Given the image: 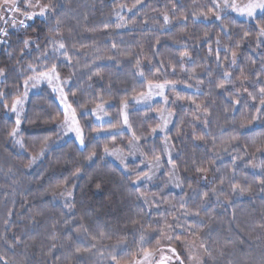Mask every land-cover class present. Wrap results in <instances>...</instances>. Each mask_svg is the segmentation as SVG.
Returning <instances> with one entry per match:
<instances>
[{
	"label": "trees",
	"instance_id": "1",
	"mask_svg": "<svg viewBox=\"0 0 264 264\" xmlns=\"http://www.w3.org/2000/svg\"><path fill=\"white\" fill-rule=\"evenodd\" d=\"M57 2V18L72 64L46 40L47 35H55L48 31L55 27L54 20L45 25L42 18H36L22 29L8 26L7 42L0 44V68L5 69L0 92L5 94L3 103L10 105L22 96L28 76L35 74L28 70L29 65L44 70L55 63L62 79L71 77L65 94L76 109L85 144L79 148L73 139L56 144L63 113L55 97L43 89L30 95L24 105L20 127L24 146L19 152L8 136L14 119L0 104V264H113V254L121 264H127L130 258H140L143 248H156L158 240L162 243L158 229L165 221L184 225L173 230L178 239L192 237L203 243V249L207 248L204 264H264V186L260 183L264 180V123L259 125V118L253 119L259 106L258 89L264 86V44L258 45L256 39V26L264 22V12L247 22L226 15L223 23L231 31L227 36L221 33L219 21L206 23L199 15L208 12L211 0H142L135 8L136 0ZM19 6L24 9L22 0ZM164 13L170 17L168 24ZM117 24L124 26L117 28ZM244 32L249 33L248 38L235 49ZM26 37L38 40L40 49L35 43L25 49L21 40ZM225 48L237 52L236 64L230 63ZM185 50L189 56L182 59L180 53ZM137 60L143 76L136 68ZM225 71L231 73L233 83H225L221 89L217 84L223 82ZM149 81H173L186 88L176 91L177 95L207 105L211 112L205 122L189 100H177L179 103L168 107L174 121L166 137L175 151L179 193L164 184L151 189L134 186L137 172H144L139 169L141 164H127L125 174L103 153L106 147L124 148L128 136L114 135L115 140L113 136L95 137L97 130L121 127V101L145 93ZM237 99L240 103L233 104ZM101 102L108 106L105 111L110 118L102 126L90 114H83ZM128 108L130 129L141 137L140 150L149 159L158 142L149 138L151 129L159 125L156 114L161 105L135 111L128 104ZM111 125L116 127L110 129ZM45 137L54 143H49L35 166L27 167ZM91 153H95L92 160L86 159ZM193 161L209 169L204 174L207 179L195 171ZM231 183L250 191L234 194ZM203 192L209 193L206 201L201 199ZM138 194L149 203L137 199ZM195 211L200 215H184ZM188 225L195 235L185 230Z\"/></svg>",
	"mask_w": 264,
	"mask_h": 264
},
{
	"label": "snow or ice",
	"instance_id": "2",
	"mask_svg": "<svg viewBox=\"0 0 264 264\" xmlns=\"http://www.w3.org/2000/svg\"><path fill=\"white\" fill-rule=\"evenodd\" d=\"M21 2V0H0V9L3 10V15H0V21H3L5 24L9 23V20L7 19V13L8 12H12L13 18L11 20V26L12 27H16L17 24H19V26L27 28L28 25L26 24V21H32L35 20L36 18H42V23L45 25L50 24L51 21L54 20L55 22V27H49L48 31L49 33H55V35H47L46 36V40L48 42V44L53 45V50L57 53H59L61 56H63L69 65L72 64V58L68 53V46L67 44L64 42L63 40V33L61 32L60 26H61V21L60 19L57 18V9L60 6L57 2V0H48L47 3H41L40 0H36L35 3H33V0H22V2L24 3L25 7L23 10H21L19 3ZM142 4V0H136V3L132 6L133 8H135L137 5ZM211 4H212V8H210L208 10V12H201L199 13V15L201 17H203V19L207 20L209 18V13H211L212 17L216 20L220 22L221 25V33H223L224 35L227 36H231V31L230 28L225 25L223 23L224 19L226 18L224 15H222V13L227 10V9H231L232 11H236L238 12L240 15L242 16H247L249 18H253L256 19V12L257 10L260 11H264V0H246V2H242V3H237L236 0H211ZM121 7H125L124 5H122ZM31 10V11H30ZM132 9H129V11H131ZM172 11H175V8L172 9ZM16 13H20V15H22L24 17L23 20H19L17 21L15 14ZM119 15V14H117ZM196 14H194L195 16ZM124 17H120V20H123ZM163 20L165 24H168L170 22V17L167 13L163 14ZM184 20H187V17H184ZM124 24H117L116 27H123ZM107 27V25H106ZM257 43L259 44H264V22H258L257 23ZM249 36L248 32H244L243 36L240 38V40H238L235 45L234 48L235 49H239L241 46V42L243 40H246ZM0 37H4L5 39H0V43H6L7 40L6 38L8 37V30L5 27H0ZM205 41L208 40V34H205ZM21 43L24 45V48L27 49L29 48L32 44L35 43L36 48L39 50L40 49V44L38 42V40H33V38L31 37H26V38H22ZM215 43L217 44V46L220 45L221 41L220 39L217 37ZM73 47H75V45H73ZM113 48L116 47L115 44L112 45ZM213 49L211 48V46H209V53H212ZM224 52L228 55H230L231 60L230 63L231 64H236L237 62V52L235 50H233V48H225ZM216 53V58H217V62H220V53H219V47H217V49L215 50ZM23 53H21L22 55ZM228 55H226L224 58L227 60L228 59ZM47 56H48V52L45 50L42 52V57L44 58V62L45 65L47 63ZM181 58H186L189 56V53L187 50L183 51L180 53ZM163 63V62H161ZM252 63L254 64L255 61H252ZM136 68L139 72V74L141 76L144 75L143 71H140V61L137 60L136 61ZM28 70L31 71L32 73H35V75H31L28 76V78L24 81L25 84V93L24 96L26 97L27 95V86L29 85V83L31 82V86L35 87L37 84H39L42 80H47V82L49 84H51L53 82V80L58 81L61 85H68L71 81V77H67V78H61L59 72L57 71V65L55 63H53L51 65V67H45L44 70H40L39 68L33 67L32 65L28 66ZM173 71H175V68H173ZM261 73H264V57H261ZM97 75H99V73H96ZM241 74L243 75V69H241ZM5 75V69L0 68V76H4ZM209 75H211V73H209ZM223 82L217 84L218 88L223 89L225 87V83H233L232 77H231V73L225 71L223 74ZM193 79H198L196 76L192 77ZM261 78L260 73H258L256 75V79L257 81H259ZM243 79H247V77H243ZM202 83V81H200ZM191 85H189L190 87ZM166 87H171V89L174 91L175 90V82L173 81H165L164 83H153L151 81L148 82V92L147 93H140V95L138 97H134L133 99L135 100L136 103H140V102H147L150 101L152 99V90L156 89V95L163 97L164 101L167 103L168 102V97L164 94V90ZM54 90H58L60 92V97H61V103L64 105V119L63 121H61L57 127L61 128L62 130H64L65 134H67L68 132H72L75 133V137L76 140L79 141L80 145L83 146L84 142H85V135L83 132V129L81 128L79 121L77 119V112L76 109L73 108L71 106V104L67 103V96L64 92V87H59L58 89H54ZM246 90V89H245ZM72 95H75V93H72ZM248 95L253 99L256 100L257 96L253 95L251 92L248 93ZM258 96H259V105L260 107L256 108V112H257V116L253 117V119H258L260 118V116L264 115V86L259 87L258 89ZM3 98H5V94L3 92H0V104H2V106L4 107V109H6L7 111L14 113L16 116L15 119V126L11 128V130L8 132V136L15 142L21 145V147H23V141L17 139V137L19 136V130H20V125L22 123V119H21V113L23 111V103L24 100L20 97L17 96L12 103L9 105L7 103H3ZM176 100H189L190 103L195 105V112L201 113L203 116V119L205 120V122H207V118L211 115V112L208 108L207 105H201L199 103H196L195 100L191 99L190 97H182L177 95ZM176 101H173V103H175ZM240 101L237 99L235 101H233V104H239ZM122 104V111H121V115L123 116V124L127 125L129 127V129L131 128V126L129 125V120H128V113L126 111V109L128 108V104L129 101L127 99H124L121 101ZM98 113H104V115H107L106 111H105V106L104 103H98L96 105L95 108L90 109L85 111L83 114L84 115H94L96 117L97 120H101L102 116L98 115ZM169 116L172 115L171 112L168 113ZM200 118V117H197ZM161 119L163 120V125H157L156 127H153L151 129V133H156L157 130L159 129V131H165V129L167 128V124L169 123L168 119H166L163 115H161ZM116 125H111V128H115ZM109 129V130H110ZM97 134H99V130H97ZM141 137L137 136L135 134V132H133V140H135L137 143L140 141ZM113 140H115V136H113ZM232 141L236 140V137H232L231 138ZM52 142L54 143V141L51 140V137H45L42 141H41V149L40 151L35 154L32 155L30 160H29V164L27 165V167H31L32 164H34L40 157H42L45 152L48 150V146L49 143ZM170 142L168 141L167 137L165 138V148H164V153L168 156V163L169 165H171L170 168V175L175 176V174L179 171L178 166L175 164V162L173 161L172 157H171V152H170ZM225 151H227V148L224 149ZM104 152L106 155H115L117 156V159L120 160L121 164L124 165V167L127 169V164L125 163V160L123 157H121L117 151H109V149L106 147L104 149ZM95 155V153H91L89 154L86 159L88 160H92L93 156ZM236 158L234 157V160ZM152 160L153 162H149V170L151 171L153 168L158 169L160 167V161H161V156L160 155H154ZM194 164V168L195 171L197 173L202 174V178L203 179H207V176L204 175L206 174L209 169L207 167H203V166H198L195 164V161H193ZM187 170V169H185ZM77 172H79V169H77ZM152 176L149 175L147 172H137L136 174V179L134 181H132V183L137 184L140 183L142 181H148L151 180ZM176 182H177V186L180 187V183H179V177L176 176ZM224 183V178L222 177L220 179V184L223 185ZM261 185L264 186V180L260 181ZM97 187L99 188V185H97ZM230 188H231V192L236 194H240L243 195L246 192L250 191V188L248 187H244L239 183H231L230 184ZM261 191H264V187L261 188ZM213 195L217 196V199H219V195H217L216 190L213 189ZM221 194H222V189H221ZM68 196H71V192H67ZM201 199L202 200H207L209 198V193L208 192H203L200 194ZM137 199H144V202L147 204L149 203V201L142 195V194H138L137 195ZM153 203H155V201H153ZM66 207L68 208H72L73 205L71 204H66ZM181 207H183V205H181ZM184 215H193V216H199L200 213L199 211H195V212H185ZM176 227H181L183 228L184 225H181L179 223L176 224H170L167 221H165L163 223V225L158 229L159 232V236L161 237V239L163 240H167L170 241L172 238L169 235V232L173 231L174 228ZM186 231H188L190 234L195 235L196 233L192 232V226L188 225L187 229H185ZM85 231H87V229H85ZM101 238L104 237V233H100ZM93 239H95V237H93ZM140 241L141 243L145 242V236L143 234H141L140 236ZM157 247L154 249H147V248H143L142 249V256L140 258H130V260L127 262V264H148L149 262V258L153 257L155 255V253L158 252H162L163 249L166 247L167 251L172 253L173 256L175 257V259L177 261H179V264H184V261L180 259L179 253H177V250L174 247H171V244H167V245H161L160 244V240L157 241ZM96 245L93 244L92 247L94 248ZM201 247H204L203 243L201 242ZM52 247H55V245L53 244ZM205 252H207V248H204ZM81 251V249H76L77 254H79ZM85 251H87V249H85ZM115 251V250H113ZM172 256L169 257H161V259L158 261V264H168V261L172 260ZM190 260L196 259V257L194 256H189ZM111 260L113 261V264H121L120 260L118 259L117 255H111Z\"/></svg>",
	"mask_w": 264,
	"mask_h": 264
},
{
	"label": "rangeland",
	"instance_id": "3",
	"mask_svg": "<svg viewBox=\"0 0 264 264\" xmlns=\"http://www.w3.org/2000/svg\"><path fill=\"white\" fill-rule=\"evenodd\" d=\"M237 3H242V2H246V0H236ZM34 3V1H33ZM212 8V7H211ZM31 11V10H30ZM264 11H260L257 10L256 12V17L259 16L261 13H263ZM0 15H3V10L0 9ZM13 13L12 12H8L7 13V19L9 20L8 24H5L3 21H0V27H5L8 28H24L19 26V24H17L16 27H12L11 26V20L13 18ZM222 15L226 16V15H232L235 19H239V20H244V21H252L253 18H249L247 16H242L240 15L238 12L236 11H232L231 9H227L225 10ZM15 17L17 19V21L19 20H23L24 17L22 15H20V13H16ZM39 18V17H38ZM204 22L206 23H213V22H218L216 21L211 13H209V18L207 20L202 19ZM30 21H26V24L28 25ZM0 39H5L4 37H0ZM2 44V43H0ZM35 75V74H32ZM4 77L0 76V84L2 83ZM176 85V84H175ZM64 87V92H65V88L66 85H61L58 81L53 80V82L51 84H49L47 82V80H42L39 84H37L35 87L31 86V82L29 83V85L27 86V95L26 97L24 96L25 93V84H23V94L22 96H20L23 100V111L21 113V119L23 117L24 114V105L26 103V101L28 100L27 98L32 95L33 93H38L43 89H47L53 97H55L59 108L62 110V113H64V105L61 103V97H60V92L58 90H54V89H58L59 87ZM148 87L145 93L148 92ZM181 90H186V88H184L183 86H178L176 85L175 90L173 91L171 89V87H166L164 90V94L168 97V102L166 103L163 99V97L156 95V89L152 90V99L150 101L147 102H140V103H136L134 99L129 101V105L132 106L133 110H144L147 108H151L153 106V104H160L161 108L159 110V112L156 114L158 120H159V125H163V120L161 119V115H163L166 119H168L169 123L167 124V128L165 129V131H159V129L157 130L156 133H152L151 137L149 138L150 140H155L157 139V146L155 148V155H160L161 156V161H160V167L158 169L153 168L151 171L149 170V162H153L152 157L145 158L143 155V152L140 150L139 147V142L137 143L135 140H133V133L131 131V129H129V127L127 125L123 124V116L121 115L120 112V118H121V127L118 129H115L114 131H102L99 134H95V137H102V136H114V135H126L128 136V141L126 142L124 148H119V147H114L113 149H110L109 151H117V153L124 158L125 163L129 164V163H136L139 162L141 165L139 167L140 170H143L144 172H147L149 175L152 176L151 180L148 181H142L140 183L134 184V186L139 187V186H145L146 189H151V187H157L160 186L162 184L166 185V188L168 190H170L173 193H179L181 191V186L178 187L177 186V182H176V176L179 177V173L177 172L175 174V176L170 175V168L171 165H169L168 163V156L164 153V148H165V138H166V134H168L171 130V126L173 124L174 121V115L172 113L171 116L168 115V113L170 112L168 110V107L170 106V104H174L173 101H176L175 103H179L176 100L177 97V92L176 91H181ZM67 103L68 102V98H67ZM259 104V103H258ZM105 106V110L108 108L107 105ZM260 107V105L258 106ZM122 111V109H121ZM127 113L129 112V108L126 109ZM9 114L13 117L14 122L16 119V116L14 113L9 112ZM98 115L102 116L101 120H97L96 117L94 115L92 116L93 121L102 126V124H106L110 121V118H108L107 115H104V113H98ZM64 119V115L61 119V121H63ZM60 121V122H61ZM59 122V123H60ZM258 122L260 123L259 125L264 123V115L260 116ZM58 123V124H59ZM57 124V125H58ZM22 125V123H21ZM20 125V127H21ZM58 128V132H59V139L57 140L56 144H60L63 141H67L68 139H73L75 141V143H77L79 148H83V146L80 145L79 141L76 140L75 137V133L72 132H68L67 134H65L64 130H62L61 128ZM17 139L21 140L20 138V130H19V136L17 137ZM168 141L170 142V140L168 139ZM14 145H16V147L19 149V152H22L23 147H21L20 144L15 143L13 141ZM85 144V142H84ZM171 145V142H170ZM170 152H171V157L172 159L175 157V151L173 150V147L171 145L170 148ZM104 153V157L109 160L112 164H116L123 172H125V174L127 173V169L124 167L123 164H121L120 160L117 159V156L115 155H106L105 152ZM41 160V157L34 163L31 165V167L35 166V164H37L39 161ZM163 176V177H162ZM163 179V181H162ZM180 182V180H179ZM181 185V184H180ZM144 202V199H141ZM145 203V202H144ZM169 235L171 236V240L167 241V240H161V245H167V244H171V247H174L177 250V253H179L180 259L184 261V264H204L205 263V252L203 247H201V243L199 241H197L195 238L192 237H187L185 239H178L176 237V232L171 231L169 232ZM194 256L196 257V259L190 260L189 256ZM169 257L172 256V260L168 261V264H179V261H177L175 259V257L173 256L172 253L167 251V248L165 247L163 249L162 252H158L155 253V255L153 257L149 258V262L148 264H158V261L161 259V257Z\"/></svg>",
	"mask_w": 264,
	"mask_h": 264
}]
</instances>
